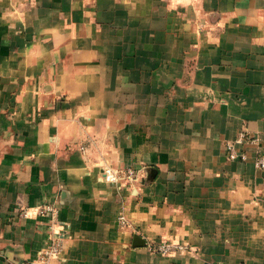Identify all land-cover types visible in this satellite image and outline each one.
I'll return each mask as SVG.
<instances>
[{
	"label": "crops",
	"instance_id": "crops-1",
	"mask_svg": "<svg viewBox=\"0 0 264 264\" xmlns=\"http://www.w3.org/2000/svg\"><path fill=\"white\" fill-rule=\"evenodd\" d=\"M258 149L264 0H0V264H264Z\"/></svg>",
	"mask_w": 264,
	"mask_h": 264
},
{
	"label": "built area",
	"instance_id": "built-area-1",
	"mask_svg": "<svg viewBox=\"0 0 264 264\" xmlns=\"http://www.w3.org/2000/svg\"><path fill=\"white\" fill-rule=\"evenodd\" d=\"M255 142H256V139L250 137L246 133L241 134L236 141L227 142L225 147H226L228 159L245 161L247 159V154L245 152H240L236 146L242 143H255ZM254 164L256 167L260 169H264V151L263 150L258 149L256 151L255 156H254ZM103 175H104L105 180L112 181V182L117 181V179L120 177L119 176L120 174L115 175L112 173L110 169H106ZM122 176L126 177L127 179H132L134 176V172L132 169H127L126 172ZM48 211H51L53 213L56 212L55 209H53L50 206L40 207L38 209L39 214H42ZM22 215L24 216L26 215V212L24 210H23ZM120 223L122 226H127V223L124 220V218H120ZM146 247L151 253L156 254V255H162V256L179 254V253L190 251L187 245L175 243L171 241H166V240L156 242V243H147ZM57 250H58L57 244L51 247L52 254H55Z\"/></svg>",
	"mask_w": 264,
	"mask_h": 264
},
{
	"label": "water",
	"instance_id": "water-1",
	"mask_svg": "<svg viewBox=\"0 0 264 264\" xmlns=\"http://www.w3.org/2000/svg\"><path fill=\"white\" fill-rule=\"evenodd\" d=\"M134 240L137 241V240H141V239H140V237H134ZM136 244H137L138 246H142V245L144 246V245H145V243H144L143 241H140V242H138V243H136Z\"/></svg>",
	"mask_w": 264,
	"mask_h": 264
}]
</instances>
